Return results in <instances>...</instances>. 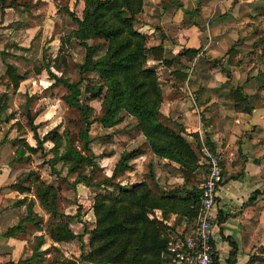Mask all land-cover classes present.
Returning <instances> with one entry per match:
<instances>
[{"label": "trees", "instance_id": "16d2710c", "mask_svg": "<svg viewBox=\"0 0 264 264\" xmlns=\"http://www.w3.org/2000/svg\"><path fill=\"white\" fill-rule=\"evenodd\" d=\"M81 1V16L65 8L68 15L75 21L76 26L66 36L59 38L57 51L62 54H57L46 61L33 60L31 64L34 73H40L43 69L50 78H53L54 83H60L65 88L62 99L76 111L77 119L75 121L82 124L78 127L77 132L80 148H75L66 138L63 150L57 154L53 153V159L49 160L50 166L54 169L53 164L57 160H61L64 163H69L67 171L76 167V161L87 163L92 167L95 163L92 159L93 152L89 146L90 124L97 121L103 127H110L119 123L124 114H128L133 118V126L144 136L152 152L176 161L184 182L189 183L190 186L178 185L170 189L154 191L144 180L129 186L114 182L113 178L123 170L131 168L130 160L142 152L138 147L122 150L110 174L104 176L101 181L92 183L85 174H79L75 178L76 182L84 184L104 183L107 186L115 187L114 190L109 188L105 194H100L94 199L92 204L93 226L88 229L83 227L80 232L74 233L68 223L61 219L49 223L45 227V232L56 242L77 239L81 249L79 260H86L89 264H162L169 258L170 239L167 230H172L174 223H178L182 218L192 221L199 207V191L194 184L197 175L193 170L198 165L197 149L200 148V143L195 140L196 148H194L182 135L183 128L181 126L174 122V126L177 127L174 129L162 120L165 116L159 111L161 91L155 64L146 63L147 52L151 53L153 59H158L163 63H166L168 58L163 56V49L159 44L146 46L145 34L134 27L135 14L141 11L143 1ZM172 3L181 7V3L177 0H173ZM17 4H21V2L0 0V18L5 7ZM182 10L185 13L191 11L186 8H182ZM87 17H91V20L88 21ZM72 37L84 49V53L82 60L77 64L78 77L68 79L52 72L50 65L51 62L52 64L66 63L64 57L68 55L67 45ZM92 38L101 39L102 42L88 43L87 40ZM98 49H102V52L98 53ZM197 50L198 48H184L183 52L188 56H193ZM234 52L233 46L226 50V61L238 64V60L232 61L230 58ZM170 72L174 74L179 71L171 70ZM86 73L94 74L87 79ZM180 73L183 78L185 73ZM23 78V74L19 73L12 63H5L4 70L0 73V83L10 85L12 89H16ZM83 79H87L82 87L87 97L101 96V112L98 115H94V108L81 101L79 97ZM228 93L237 108L246 111L251 108L240 85L231 87ZM6 97L7 92L0 93V112L6 102ZM26 122L33 132L35 144L29 145L24 138H17L19 144L14 148L17 158H21L23 148L29 153H36L38 145L48 137L47 132L41 137L37 136L36 125L33 124V114H29L27 110ZM19 128H21L20 125ZM190 134L196 138L195 134ZM50 139L53 140L51 148H57L60 144V136L54 134ZM204 142L210 150L214 151L208 140H204ZM33 174L36 175L32 170H29L9 186L22 191L27 189V186L22 183L29 180L43 209L61 217L68 215H63L57 209V196L54 188L39 180L36 184L37 176L32 180ZM151 183L155 187H159L154 180H151ZM262 189H264V184L251 191L247 201L255 199ZM23 200L24 197L16 201ZM30 208L31 203L29 202L25 218L33 219V212ZM154 208L159 210L160 218L154 215ZM172 213L175 214V218L173 225H170L166 223V220ZM34 223L36 225L37 222L34 221ZM19 227V224L12 225L4 233L12 234ZM86 232L88 233V249L84 250L82 235ZM223 237L229 244L228 254L224 260L227 264H234L236 244L230 236L223 235ZM42 239V235H36L31 255L19 261L30 262L34 255L42 253L44 249H38ZM59 262L60 264H79L75 258H61ZM9 263L15 264L11 262L3 264ZM46 264H55V262L49 260Z\"/></svg>", "mask_w": 264, "mask_h": 264}, {"label": "crops", "instance_id": "0c3cea01", "mask_svg": "<svg viewBox=\"0 0 264 264\" xmlns=\"http://www.w3.org/2000/svg\"><path fill=\"white\" fill-rule=\"evenodd\" d=\"M142 1L140 12L142 10L154 12L155 9L159 11L154 18L155 24L161 28V34H154L155 26L151 27L145 23L143 26H147L148 29L142 30V27H138L137 30L145 34L146 46L159 44L163 49V56L168 58V61L163 63L153 59L151 53L147 52L146 62L155 64L161 91L159 111L183 128L186 139L193 143L194 148H196L195 140L200 143V148L207 147L204 140H208L221 159V178L211 230L216 261L218 264H227L224 259L228 254L229 244L223 235H228L236 244L234 264H262L264 263V189L253 200L247 201V197L251 191L264 184V117L261 115L264 106L251 101L253 90L250 82L253 78H250V82L244 83L237 80L239 68L234 67L228 71L222 68L223 66L218 68L210 63H207L205 68L197 65L199 61L205 59L226 60V50L236 39L241 38L226 37L223 31L228 18L219 14L227 10L236 11L242 3L247 2L245 0H177L181 3L180 7L174 5L173 0H149L148 4L144 2L145 0ZM253 1L248 2L249 7ZM182 8L191 10L187 13L189 18ZM193 10L197 12L193 13ZM214 11L218 12V15L212 14ZM235 16L229 19L237 20ZM185 18L189 21L184 22ZM10 23L15 26V6L5 7L0 18V37L7 41L1 50L9 53L7 55L9 59H14L15 55L20 56L18 50H24L25 46L15 42V38H10L12 32H5L7 29L9 31L13 29ZM234 47H237V44ZM184 48H198V50L193 56H188L183 52ZM5 63L17 66L15 59ZM160 67L167 69L165 84L159 81ZM42 70L39 74H42ZM50 70L54 72L51 65ZM171 70L179 72L172 74ZM180 72L185 73L183 78ZM21 81L16 89L0 83V93L7 92L6 102L0 112V264L4 262L33 264L31 260L30 262L19 260L31 255L35 245V235H40L42 231L35 225L33 219L25 218L29 202L33 204L30 208L32 212H36L35 205L40 206L31 190L30 181L26 180L22 183L27 186V189L22 191L9 186L29 170H35L34 167L25 166L26 162H32L35 153H29L23 148L21 158H17L14 150L15 145L19 144L17 138L20 137L29 145L35 144L33 132L26 122V110L22 108L25 122L15 117V106L6 111L10 107V95L15 96ZM236 85H240L248 96L251 108L247 111L237 108L229 96V89ZM33 124L36 125L34 116ZM35 130L37 134V126ZM190 133L195 134L196 138ZM141 154L148 153L142 150L139 155ZM151 159L153 161L157 159L155 164L158 168L166 166L170 170H176L178 183L186 187L190 186L184 182L176 161L154 154ZM200 162L201 157L198 152V165L193 170L197 177L203 171ZM35 176L32 175V180ZM23 197V201H16ZM174 216L175 214L172 213L166 223L170 225L174 223L171 222ZM179 222L181 226L178 225L179 223H174L176 228L180 226L184 229L186 220L182 218ZM16 224L20 226L18 230L8 235L4 233L8 227ZM85 234L88 235L86 232L83 236ZM43 236L46 243L42 245V241L38 249L45 248L50 244L49 241L64 253L67 244H71L73 249L78 248L69 241H53L44 232ZM83 236V247L87 250L88 236L87 239ZM78 251L80 254L81 249L78 248ZM73 252L76 253V250Z\"/></svg>", "mask_w": 264, "mask_h": 264}, {"label": "rangeland", "instance_id": "374dc122", "mask_svg": "<svg viewBox=\"0 0 264 264\" xmlns=\"http://www.w3.org/2000/svg\"><path fill=\"white\" fill-rule=\"evenodd\" d=\"M15 1L21 2V4L15 5V26L12 25L11 22L10 26L13 29L11 31L7 29L5 32H12L10 38H15V42L25 46L24 50H18L20 56L15 55L14 58L17 64V70L20 71L25 78L21 81L19 90L15 93V96L13 94L10 95V107L7 108L6 111L15 106V117L18 118L19 121L25 122V116L23 117L22 111V108H24L29 114H33L34 116L38 137H41L47 132L48 137L38 145L37 152L32 162H26L25 166L28 168H35V170L32 171L36 173L37 176L36 184L39 180L43 184L51 185L52 188H54L57 196V209L63 215L68 214L61 217L54 213H46L41 208V205V207L35 205L36 212L32 214L33 220L37 222L36 226L42 230L40 235L43 236V232L47 235L45 227L49 223L61 219L66 221L70 229L77 233L80 232L83 227L88 229L93 226L94 215L92 212V204L94 199L100 194H105L107 192L106 190L109 188L114 190L115 187L107 186L104 183L98 185L84 184L83 182H76L75 178L79 174H85L92 183L101 181L104 176L110 174L122 150L138 147L143 151H147L148 154L137 155L131 159V168L118 173L113 178L114 182L129 186L130 184L144 180L154 191L170 189L180 185L181 183H178L176 179V177H178L176 170H170V168L166 166H159L158 168L157 164H155V160L157 159H154V161L151 159L153 154H158L152 152L144 136L133 126V118L128 114H124L123 119L119 123L110 127H103L97 121H93L90 124L88 130L90 138L89 146L93 152L92 159L95 163L92 167L87 163L76 161V167L67 171L69 163H64L61 160H57L53 164L55 170L50 166L49 160L53 159L54 152L57 154L63 150L66 138L69 139L75 148H80L77 132L78 127L82 124L75 121V119H77L76 111L68 106L62 99L65 88L60 83H54L53 79L48 77L44 70H42V74L34 73L31 64L33 60L46 61L57 54H62L57 51L59 38L61 36H66L69 31L76 26L75 21L68 15L65 8L81 16L82 1ZM245 1L247 3H242L238 10H227L219 14L224 15V18H228V21L225 22L226 27L223 31L226 37L241 38L236 39L234 43H232L231 46L236 50V53L234 52L230 56L232 61L238 60L239 63L231 64L224 59H215L216 61L205 59L204 61H199L197 65L205 68L206 64L210 63L218 68L223 66L222 68H226L228 71L234 67L239 68L237 69L239 70L237 73V80L244 83L246 81L250 82V78H253L250 82L251 89L253 90L251 101L264 106V0ZM251 1H253V4L249 7L248 2ZM144 2L148 4L149 0H145ZM193 11V13L197 12L196 10ZM157 14H159V11L156 9L154 12L142 10V12L135 14V29L138 27H142V30L148 29L147 26H143L145 23L146 25H151V27L155 26L153 30L154 34L158 33L160 35L161 28L158 24H155L154 18ZM212 14L218 15V12L214 11ZM233 16L237 17V20L229 19ZM240 16H243V18L241 19ZM187 18H189L188 14ZM187 18H185L184 22L189 21ZM87 20H91V17H87ZM87 42L101 43L102 40L92 38L87 40ZM3 44H7V41L0 37V73H2L4 69L5 62L14 60L8 58V52H4L3 49L1 50ZM236 44L237 47H234ZM67 50L68 55L64 57L66 63L52 64L51 62V69L62 77L75 79L78 77L77 64L82 60L84 49L77 44L75 38L72 37L70 43L67 45ZM100 52H102V49H98V53ZM228 71H226V73ZM93 74L94 73H86L85 75H87L88 79ZM166 74V67H160V83H167V80H165ZM228 77H230V75H228ZM87 79L81 81V93L79 97L81 101L90 104L94 108V115H98L101 112V96L97 98L87 97L86 93L82 90ZM247 101L249 103L248 96ZM261 115L264 117V112L261 113ZM162 120L174 129L177 128L172 124L174 120L168 117L162 118ZM54 134L60 136V144L57 148H51L53 140L50 138H52ZM182 135L185 136V133H182ZM197 152H200V149ZM201 176L202 173L196 177L197 179L194 184L200 180ZM151 180H154L159 187H155L151 183ZM188 185L190 184L188 183ZM31 190L33 192L32 187ZM31 205L33 204L31 203ZM153 213L160 218L158 209L154 208ZM171 215L172 214H170V216ZM173 221L174 219H172L171 222ZM178 223V225L181 226L180 222ZM190 225L191 221H186L184 229H181L180 226L176 228V226L173 225L172 230H167L170 241L173 242L177 238H182L183 232L186 234L189 231ZM87 236L88 235L85 234L83 237L87 239ZM47 237L49 238L48 235ZM42 241V245L46 243L44 236ZM49 242L50 244L43 248L44 251H42V253L34 255L31 259L33 264H46L49 260H53L55 264H60L59 260L61 258H75L79 263L81 262V264H89L88 261L79 260L78 258L80 254L78 251L79 242L77 239L73 238L69 242H72L78 248L75 247L73 249L71 244H67L66 247H64L66 253L56 245H53L51 241ZM74 250H76V253L73 252ZM216 264H218L217 261Z\"/></svg>", "mask_w": 264, "mask_h": 264}, {"label": "built area", "instance_id": "2783aa9c", "mask_svg": "<svg viewBox=\"0 0 264 264\" xmlns=\"http://www.w3.org/2000/svg\"><path fill=\"white\" fill-rule=\"evenodd\" d=\"M199 153L203 169L200 180L195 184L199 191V207L189 231L182 238L169 242V258L162 264H216L211 230L221 166L215 151L202 146Z\"/></svg>", "mask_w": 264, "mask_h": 264}]
</instances>
